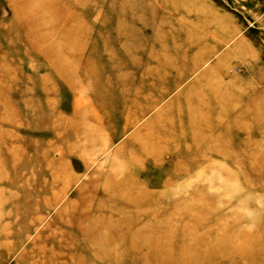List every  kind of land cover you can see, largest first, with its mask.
<instances>
[{"label":"rangeland","instance_id":"obj_1","mask_svg":"<svg viewBox=\"0 0 264 264\" xmlns=\"http://www.w3.org/2000/svg\"><path fill=\"white\" fill-rule=\"evenodd\" d=\"M0 264H264V0H0Z\"/></svg>","mask_w":264,"mask_h":264},{"label":"bare ground","instance_id":"obj_2","mask_svg":"<svg viewBox=\"0 0 264 264\" xmlns=\"http://www.w3.org/2000/svg\"><path fill=\"white\" fill-rule=\"evenodd\" d=\"M142 112V111H141ZM143 115V113L142 114H140V116H142ZM141 117H134V119L132 120V121H130V124L131 125H133V124H135L139 119H140ZM163 128V127H162ZM166 128V127H165ZM123 129V128H122ZM124 129L126 130V127H124ZM121 132H122V130H121ZM138 132V131H137ZM123 133V132H122ZM106 146H109V144H108V142H107V144H106ZM109 148V147H108ZM146 148V147H145ZM155 148H156V146H155ZM152 149V148H151ZM149 150V149H148ZM108 151V150H107ZM120 151V150H119ZM142 151V150H141ZM151 151V150H150ZM158 151V150H157ZM118 152V151H117ZM104 153V152H103ZM101 175V174H100ZM107 175H109V173L107 174ZM130 177L128 176V178L127 179H115L114 178V176H110L109 178H106L107 180V184H106V187H104V191H106V193H108L109 195H111V200L109 201V203L110 204H116V203H118V202H116L117 200H114L113 198V196H115V197H117L118 198V195L117 194H115V192H110L109 190H111V189H113V190H115V189H117V190H120V191H124V189L125 190H127V189H129L131 186H132V184H130V183H126V182H128V179H129ZM109 186H112L111 187V189H110V187ZM100 187V186H99ZM99 190V189H98ZM103 190V189H102ZM99 192H100V190H99ZM119 192V191H118ZM105 193V192H104ZM120 193V192H119ZM150 193L151 192H149V190H140L139 191V195H140V198H138V197H134L135 199L134 200H136L134 203L136 204V202H138V201H141V202H146L147 200H149V196H151L150 195ZM106 196V195H105ZM120 197V196H119ZM107 198V197H106ZM121 199V198H120ZM130 199H126L125 201H129ZM132 200V199H131ZM133 202V201H132ZM132 202L130 203V204H132ZM141 202H138V203H141ZM129 204V203H128ZM100 206V205H99ZM128 206V205H127ZM132 206V205H131ZM134 206V205H133ZM141 207V206H140ZM100 208V207H99ZM105 210V209H104ZM103 210V211H104ZM87 214H88V212H87ZM96 215H98V214H96ZM147 216V215H146ZM140 219H142V218H140ZM165 220V219H164ZM143 221H144V219H143ZM201 222V221H200ZM156 223V222H155ZM136 224V223H135ZM166 225V224H165ZM216 225V224H215ZM109 226H112V225H109ZM109 226H108V229H109ZM79 227V226H78ZM129 227H131V226H129ZM150 227V226H149ZM148 227V228H149ZM116 228V227H115ZM122 228V227H121ZM147 228V229H148ZM147 229H143V228H141L140 229V231L138 232V237L141 239V237H145V236H143V234H142V232L143 231H147ZM150 229V228H149ZM148 229V230H149ZM155 229V228H154ZM161 229V228H160ZM135 231V230H134ZM154 236V235H153ZM151 237V236H150ZM153 238H155V236L153 237ZM135 240V239H134ZM152 241H154V240H152ZM159 241V240H158ZM169 241V240H168ZM136 242H138V243H140L141 245H142V242L140 241V240H138V241H136ZM157 242V241H156ZM144 243V242H143ZM170 243V242H169ZM137 244V243H136ZM140 244H137V245H140ZM148 244H149V242H148ZM156 245H157V243H156ZM125 246V245H124ZM127 246V245H126ZM144 246V245H143ZM145 246H147V244L145 245ZM149 246H151V245H149ZM186 246H188V244L186 245ZM155 247V246H154ZM159 247H161V246H159ZM168 250V249H167ZM167 250H166V252H167ZM188 251V250H187ZM164 252V251H163ZM184 252V251H183ZM189 252H190V254L193 256V255H195L196 254V252H197V249L195 248V247H193V248H190L189 249ZM193 252H194V254H193ZM169 253H171L170 251H169ZM161 254H162V252H161ZM163 255V254H162ZM167 255H168V252H167ZM160 258V257H159ZM171 258V257H170ZM192 257H190V259H191ZM162 260V259H161ZM172 261V260H171ZM154 262V261H153ZM173 262V261H172ZM199 262V261H198ZM163 263H164V261H163Z\"/></svg>","mask_w":264,"mask_h":264}]
</instances>
